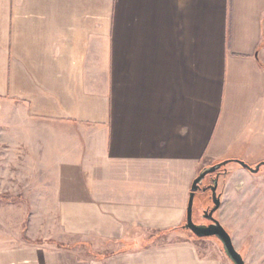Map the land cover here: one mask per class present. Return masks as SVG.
I'll use <instances>...</instances> for the list:
<instances>
[{"label":"crops","instance_id":"crops-1","mask_svg":"<svg viewBox=\"0 0 264 264\" xmlns=\"http://www.w3.org/2000/svg\"><path fill=\"white\" fill-rule=\"evenodd\" d=\"M9 150L44 153L65 232L155 233L70 263L3 220L0 264H220L173 238L203 167L264 161V0H0V176ZM228 168L220 218L244 247L264 169Z\"/></svg>","mask_w":264,"mask_h":264},{"label":"rangeland","instance_id":"rangeland-1","mask_svg":"<svg viewBox=\"0 0 264 264\" xmlns=\"http://www.w3.org/2000/svg\"><path fill=\"white\" fill-rule=\"evenodd\" d=\"M9 121L6 119V128L11 127L8 124ZM12 156L11 150L6 152V160H9L10 164L12 163ZM43 156V152L38 153V159L35 162L37 165L32 167L30 166L28 153L22 150L20 166H16L13 162L9 168L6 167L5 175L0 176V208L17 209L16 213L17 211V214L20 213L18 216H16L17 214L15 216L1 215L0 225L5 220L9 225L15 223L19 229L23 230L25 228L24 236L26 240H33V235H35L38 240L37 243L43 244L48 250L67 248L70 263L72 260H84L95 256L116 254L118 251L123 250L125 246L135 247L133 250L137 248L140 250L153 244L148 238H151L155 231H149L147 233L148 238L140 242V247H136L138 244L118 243L116 240H106L102 237H96V235L82 236L76 232L62 230L57 216L58 199L56 195L58 186L55 183L56 177L52 175L51 168L40 166L45 163L42 160ZM259 186L264 196V182L259 183ZM219 190L222 191V187ZM202 196L203 193L200 191L195 197V212L201 206L200 198ZM259 204L258 214L254 217L245 216L240 234L242 239H246L245 246L243 247L242 244L236 245L234 241L238 250L243 252L247 264H264V197H261ZM219 209L215 215L221 221ZM224 226L230 231L232 237L233 235L235 237L234 228L236 227L232 226L230 228L225 224ZM181 229H183L182 232L174 236V241L177 239L180 241L191 239V243L194 245L191 251L201 259L218 261L220 264H234L217 237H199L192 230L183 227ZM165 241H169L168 237ZM61 242L73 245L61 246L59 244Z\"/></svg>","mask_w":264,"mask_h":264},{"label":"water","instance_id":"water-1","mask_svg":"<svg viewBox=\"0 0 264 264\" xmlns=\"http://www.w3.org/2000/svg\"><path fill=\"white\" fill-rule=\"evenodd\" d=\"M232 161L241 164L243 167L249 169L253 173H258L264 169V161H260L256 164H250L246 160L239 158L227 159L203 167L192 183L187 209V219L182 227L192 230L199 237H217L221 241L226 254L234 264H247L243 252L238 250V248L235 246L230 231L215 215L222 203V191H219L220 179L222 175L229 172L228 164ZM206 180H211V182L206 184L204 183ZM209 188L212 190L210 197L212 198L213 205L210 207V209L206 210V213L207 217L212 221L209 223L197 222L195 220V197L198 192L205 191Z\"/></svg>","mask_w":264,"mask_h":264},{"label":"flooded vegetation","instance_id":"flooded-vegetation-1","mask_svg":"<svg viewBox=\"0 0 264 264\" xmlns=\"http://www.w3.org/2000/svg\"><path fill=\"white\" fill-rule=\"evenodd\" d=\"M210 182H211V180L204 181V183H206V184L210 183ZM201 192L203 193V196L201 197V200H200L201 206H200V208L196 209L195 216L196 215L197 216L195 217V219L197 222L209 223L212 220L207 217L206 210L210 209V207L213 205L212 198L210 197L212 194V190L209 188V189H207L205 191H201Z\"/></svg>","mask_w":264,"mask_h":264},{"label":"trees","instance_id":"trees-1","mask_svg":"<svg viewBox=\"0 0 264 264\" xmlns=\"http://www.w3.org/2000/svg\"><path fill=\"white\" fill-rule=\"evenodd\" d=\"M180 228H182V226L180 227ZM61 246H72L73 244H66V243H63V242H61V243H59ZM106 254V253H105ZM107 255V254H106Z\"/></svg>","mask_w":264,"mask_h":264}]
</instances>
